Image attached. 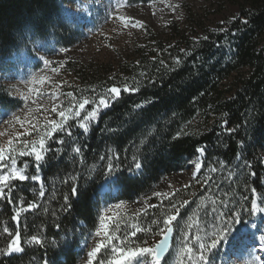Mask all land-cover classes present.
<instances>
[{
  "label": "trees",
  "instance_id": "1",
  "mask_svg": "<svg viewBox=\"0 0 264 264\" xmlns=\"http://www.w3.org/2000/svg\"><path fill=\"white\" fill-rule=\"evenodd\" d=\"M75 1L0 0V92L12 97L2 79L14 65L15 52H31L33 41L53 39L60 47L77 42L73 27L60 23L62 6ZM229 1L238 7L234 19L214 28L192 24L190 31L172 26L169 39L151 37L134 57L112 69V75L106 68L100 73H76L80 89L95 85L98 90L106 89V93L77 94L73 90L77 98L74 104L84 98L91 102L79 120L74 117L70 121L73 135L66 137L63 145L49 140L50 147L60 153H49L48 162L40 169L27 168L28 175L41 177L39 182H14L13 200L23 202L22 207L29 202L38 207L21 212V223L17 224L12 216L18 204L0 201V264H44L45 259L49 264H78L74 250L77 245L70 253L61 247L64 239L79 240L82 227L86 233L97 217L98 191L109 162L101 160L102 156L118 155L113 163L123 169L133 157L143 161L135 181L118 185L119 198L132 204L158 193L166 178L185 172L191 163L199 161L198 148L205 149L200 155L202 167L188 186H180L165 196H152L136 215L139 221L147 220L150 227H154L153 220L175 214L171 205H176L181 209L176 222L189 225L193 240L199 225L189 222L194 216L200 220L207 214L205 203L211 199L217 201L211 209L216 205L219 211L235 212L243 206V220L250 217V203L245 197L256 199L260 205L264 192V0ZM29 29L32 35H28ZM38 29H43L44 34ZM112 87H135L137 91H122L119 98L109 99V106H100L97 118L88 124L89 130L81 134L75 124L83 122L87 112L97 107L98 98L107 97ZM76 147L80 153L73 151ZM24 162L30 164L31 158L22 157L18 165ZM73 184H78L84 194L79 202L71 198L73 207L65 212L63 197ZM185 200L189 203L181 207ZM147 223L142 227L146 228ZM5 227L13 234L21 230L26 251L10 257L3 254L9 242ZM32 235L43 243H28ZM143 235L145 232H139L132 239Z\"/></svg>",
  "mask_w": 264,
  "mask_h": 264
},
{
  "label": "rangeland",
  "instance_id": "2",
  "mask_svg": "<svg viewBox=\"0 0 264 264\" xmlns=\"http://www.w3.org/2000/svg\"><path fill=\"white\" fill-rule=\"evenodd\" d=\"M68 5L78 10L76 22L72 25L78 36L75 44L60 47L55 45L53 39H46L35 43L31 52L20 49L13 55L14 65L5 73L2 82L9 94L17 97L20 103L15 108L0 114V132L4 133L0 136V146L7 147V141L11 138L14 141L13 146L20 150L15 143V137L18 132H23L24 128L19 121L13 119V114L20 117L25 127L34 124L40 134H43L47 120H59L56 113L51 111L53 106L60 105V110H63L69 106V100L74 104L77 99L75 95L67 97V93H73L75 89L77 94L98 91L106 93V89L98 90L95 85L80 89L76 75L78 71L87 73L98 70L100 73L103 68H106L109 69L107 74L112 75L114 73L112 69L134 57L140 47H145L150 42L151 37L169 39L172 26L176 25L187 31H190V26L193 27L197 23L214 28L238 14L237 5L229 0H76L65 6ZM177 5L179 7H176ZM110 13L124 19L109 18ZM128 18L142 22V26H133ZM196 29L200 35L199 28L196 27ZM41 43L44 46H40ZM61 48L65 51H60ZM26 50L27 55H25ZM43 60H49L51 63L45 65ZM41 77L45 78L43 83H41ZM100 87L103 88V85L100 84ZM37 91L45 94L52 93V95H37ZM24 96H28L29 99L25 101ZM9 121L11 123H8ZM23 139L34 141L39 139V135L33 133ZM261 162L264 169V154H262ZM196 163L198 162L191 163L185 172L166 178L161 183L158 193L146 195L132 204L120 199L119 186L106 183L104 178L102 185L106 188L98 191L100 210H103L106 216L114 217L119 224L127 225L123 229L125 233L142 227L147 220L139 221L136 215L147 206V200L152 196L171 194L180 186H188L193 179ZM17 167L23 166L17 165ZM261 184L264 185V173ZM259 201V207L264 208V192ZM117 203H119L118 208L115 206ZM200 203L202 204L203 200ZM214 203H217L215 199L205 203L208 206L207 214H204L200 220H196L194 216L192 222H189V224L198 223L197 236L201 237V240L211 236L220 226L219 220L213 222L210 206ZM203 206L202 204L201 207ZM248 223L258 225L261 231H257L254 226L247 229L239 224L236 227L233 226V231L227 234V239H224L216 250L217 264H264V261L260 260L264 257V249L259 242V237L264 234V213L259 211L253 213L243 221V224ZM146 228H152V232L150 234L145 232L140 239L131 238L129 246L132 244L151 246L161 238L156 234L155 227H150L147 223ZM237 228H240L239 233ZM174 229L172 248L167 256L166 264H188L185 244L193 248L192 264H196L197 236L192 240L193 235H190L189 225L185 222L179 225L175 221ZM116 233L117 229L113 228L112 234L116 235ZM84 235L86 236L87 232ZM78 239L80 246H76L74 250L78 264H84L87 250H82L84 236L81 235V231L78 233ZM141 241L148 243L145 245L140 243ZM137 259L139 264H151L150 256ZM133 264H137V261L134 260Z\"/></svg>",
  "mask_w": 264,
  "mask_h": 264
},
{
  "label": "snow or ice",
  "instance_id": "3",
  "mask_svg": "<svg viewBox=\"0 0 264 264\" xmlns=\"http://www.w3.org/2000/svg\"><path fill=\"white\" fill-rule=\"evenodd\" d=\"M176 7H179L177 5ZM175 10V9H173ZM63 16L61 18V26L70 27L75 24L77 9L72 6H62ZM115 11V9L113 10ZM109 18L112 19H124L123 17L113 16L111 13L109 14ZM133 26L140 25L142 26V22L140 21H132V18H128ZM234 19V17H233ZM41 35L44 34L43 29H38ZM221 31H224L221 28ZM31 30H28V35H32ZM204 39H207L205 37ZM33 43H37L33 41ZM40 46H44L41 43ZM60 51H65V49L61 48ZM183 51V50H182ZM25 55H27V50L25 51ZM179 58H177V63H179ZM45 65L51 63L49 60H43ZM163 63V62H161ZM35 79V77H33ZM45 78L41 77V83H43ZM122 91H130L135 92L137 89L135 87L129 89L125 87L121 89L119 87H112L108 90L109 95L107 97L100 96L98 98L97 107L92 111L87 112L86 116L83 118V122H78L75 126L83 132H87L88 124L95 120L98 116L100 106L108 107L109 99L113 96L119 98ZM37 95H52V93H42L37 91ZM74 94L69 92L67 93V97H72ZM25 101L29 99L28 96H24ZM19 99L17 97H10L5 92H0V114L9 111L15 104L19 103ZM91 102L84 98L82 100H77L75 104H72L71 100L68 101V107L63 110H60V105H54L51 109L52 112H55L58 116L57 119L47 120L45 124V131L43 134H40L36 125L29 124L25 127L24 122L20 120V117L13 114V119L20 122L22 128H24L23 132H18L15 137V143L19 147L20 150H17V147H14L13 139H8L7 147L0 146V201H7L9 204L17 203L18 208L16 212L13 214L12 219L20 224V213L24 211H31L34 207H38L35 202H29L26 207L20 206L23 202H17L13 200V193L16 191V186L14 184L15 181L25 182L28 180H32L35 182H39L41 177L38 174L28 175L26 170L28 167H32L35 169H40L42 166L48 162V154L54 153L59 154V149H54L50 147L48 141L51 140L58 145H63L66 140V137H71L73 124L70 121L73 118L81 117V112L89 105ZM137 107H141L137 105ZM8 123H11L10 121ZM229 131H234L233 129H229ZM33 133L39 135L38 140L29 141L27 139H23L26 136H31ZM60 134V139H57V134ZM4 133L0 132V136H3ZM74 152L80 153L81 149L76 147L73 149ZM204 148H198L197 153H204ZM22 157H30L31 163L24 162L23 167H17L18 161ZM55 158V155L53 156ZM101 160L108 159V164L106 166L105 171V182L113 185H122L129 182H133L137 179L136 173H138L143 167L144 163L141 160H138L136 157L132 158V163L126 168L123 169L119 167L113 161L118 160V155L113 154L111 156H102ZM202 165L200 163L195 164V169H201ZM215 171V169H213ZM207 183V181H205ZM251 191L255 192V189H251ZM84 193L80 190L78 184H73L71 187L70 193L63 197L65 201V206L62 208L63 211L67 212L72 207L73 204L70 203L71 198H76V202H79L80 197ZM43 195V192H41ZM159 195V194H157ZM227 195V193H225ZM245 201L250 203V209H248V214L251 216L253 213L259 211L264 213V208H260L258 201L256 199H252L250 197H245ZM189 201H183L181 207L186 206ZM117 208L119 207V203L115 205ZM223 200H220V208H223ZM108 207L107 205L105 206ZM175 214H166L162 219L153 220L152 224L156 229V234L161 238L154 242L151 246H137L136 244L131 243V238L137 236L139 232L151 233L152 228H144L137 227L135 230H132L128 233H125L123 229L127 227V225H121L118 221H115L114 217L106 216L103 210L98 211L97 217L95 218L92 227L87 229V235H84V230L82 227L81 235L84 236V242L82 245V250L86 251V264H133V261L136 260L137 264H139V260L137 258L142 257H151V264H166L167 254L170 252L169 248V240L174 232V222L177 221L180 213V207L176 205H171ZM245 209L243 206L238 211L232 212H223L219 211L216 207H213L211 210V214L213 216V222L219 220L220 226L216 228L215 231L211 234V236L207 237L204 240H201V237L197 236V246L195 251L197 255L195 256L196 264H217V249L221 245L224 239H227V234L233 231V226L243 225V228L247 229L250 227H255L257 231H261L258 225L248 223L243 224V217L241 215ZM110 221H114L113 223H109ZM56 227L59 229L60 225L57 224ZM117 229L116 235L112 234V229ZM237 233L240 232V228H237ZM4 233L9 236V242L7 244V248L4 250L3 254L5 256H12L18 252L26 251L23 247L24 240L22 238L21 230L18 228L14 231V234L10 232V230L5 227L3 229ZM255 235V233H253ZM28 243H34L40 245L43 243L40 237L36 235H32L30 239L27 241ZM259 242L261 244V248L264 249V234L259 237ZM55 243V242H53ZM140 243L147 245V241H141ZM80 246V241L77 239H67L63 242L61 250L70 253L73 245ZM193 248L189 247L185 244V254L188 260V264H192L193 261ZM226 255V254H225ZM261 261H264V257L260 258ZM44 264H49L47 259L44 260Z\"/></svg>",
  "mask_w": 264,
  "mask_h": 264
},
{
  "label": "water",
  "instance_id": "4",
  "mask_svg": "<svg viewBox=\"0 0 264 264\" xmlns=\"http://www.w3.org/2000/svg\"><path fill=\"white\" fill-rule=\"evenodd\" d=\"M198 163L201 164V160H200V159H199ZM198 171H199V170H196V169H195V173H194L193 177L197 174ZM173 234H174V232H173ZM173 234H172V236L170 237V240H169V248H170V250H171V248H172ZM168 254H169V253H168ZM168 254H167V256H168Z\"/></svg>",
  "mask_w": 264,
  "mask_h": 264
},
{
  "label": "bare ground",
  "instance_id": "5",
  "mask_svg": "<svg viewBox=\"0 0 264 264\" xmlns=\"http://www.w3.org/2000/svg\"><path fill=\"white\" fill-rule=\"evenodd\" d=\"M100 188H101L102 190H104L106 187H105V185H102ZM84 264H86V263H84Z\"/></svg>",
  "mask_w": 264,
  "mask_h": 264
}]
</instances>
